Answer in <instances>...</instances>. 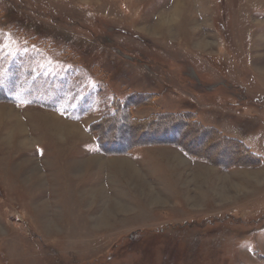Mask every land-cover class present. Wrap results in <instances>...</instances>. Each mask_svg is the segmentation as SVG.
I'll return each mask as SVG.
<instances>
[{
    "label": "rangeland",
    "instance_id": "rangeland-1",
    "mask_svg": "<svg viewBox=\"0 0 264 264\" xmlns=\"http://www.w3.org/2000/svg\"><path fill=\"white\" fill-rule=\"evenodd\" d=\"M0 264H264V0H0Z\"/></svg>",
    "mask_w": 264,
    "mask_h": 264
},
{
    "label": "bare ground",
    "instance_id": "bare-ground-1",
    "mask_svg": "<svg viewBox=\"0 0 264 264\" xmlns=\"http://www.w3.org/2000/svg\"><path fill=\"white\" fill-rule=\"evenodd\" d=\"M180 5V4H179ZM179 7V6H178ZM18 127V130L20 131V133L23 135V132H24V130H23V128H22V126L21 125H18L17 126ZM78 132L80 133L81 131L80 130H78ZM210 141H212L211 139H210ZM23 144L24 145H26V143H25V141L23 142ZM215 146H216V144H215ZM237 152V151H236ZM238 153V152H237ZM239 154V153H238ZM241 155H242V153H240ZM233 155V154H232ZM241 155H238V156H241ZM243 156V155H242ZM229 158V157H228ZM227 158V159H228ZM180 159H182V158H180ZM231 159V158H230ZM126 160V159H125ZM229 160V159H228ZM127 161V160H126ZM230 161V160H229ZM125 162V161H124ZM132 164V163H131ZM126 165H127V163H120V166H119V168H120V172L121 173H123L124 175H129V176H133L132 174V172L128 169V167H126ZM128 166V165H127ZM118 167H117V169H119ZM134 168V167H133ZM139 171V170H138ZM237 190V189H236ZM244 190H243V188L242 187H240V186H238V193H241V192H243ZM228 197H231V196H228ZM120 208V207H119ZM110 212L111 213H113L114 212V209L113 210H110ZM110 212H108V213H106L105 214V216H103L102 217V219H100V222H99V224H101V225H106V224H108L109 223V221H110V219H112L113 218V215H110L111 213ZM113 220V219H112ZM111 220V221H112ZM97 220H95V222H96Z\"/></svg>",
    "mask_w": 264,
    "mask_h": 264
},
{
    "label": "trees",
    "instance_id": "trees-1",
    "mask_svg": "<svg viewBox=\"0 0 264 264\" xmlns=\"http://www.w3.org/2000/svg\"><path fill=\"white\" fill-rule=\"evenodd\" d=\"M132 102H134L133 100H131V98H127L126 99V101L124 102V103H122V102H120L119 101V104H120V107H125V106H131L132 105ZM136 105V104H135ZM157 119H159V118H157ZM168 119V118H167ZM195 121V120H194ZM181 124H182V122H181ZM167 125H169V123L168 122H165L164 124H163V126H167ZM156 127V126H155ZM155 127L153 128V127H150V129H152V130H155ZM157 128V127H156ZM160 128L162 129H164V127H161L160 126ZM199 128H201V125H199ZM158 129V128H157ZM161 129H158V130H160V131H162ZM201 129H205V128H201ZM202 131V130H201ZM210 131V130H209ZM184 132H185V130H184ZM184 132H182V134H184ZM199 135H201V136H203L202 134H199ZM198 135V133H197V136H199ZM165 137H168V136H165ZM205 138V137H204ZM169 139V138H168Z\"/></svg>",
    "mask_w": 264,
    "mask_h": 264
}]
</instances>
